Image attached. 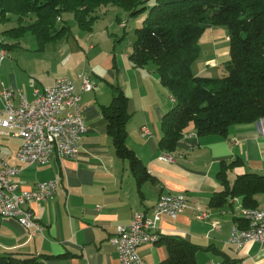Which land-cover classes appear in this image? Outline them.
<instances>
[{
    "label": "crops",
    "instance_id": "obj_1",
    "mask_svg": "<svg viewBox=\"0 0 264 264\" xmlns=\"http://www.w3.org/2000/svg\"><path fill=\"white\" fill-rule=\"evenodd\" d=\"M208 30L206 39L213 47V56L205 59L204 66L213 70L228 60L229 39L223 27L211 26L205 32ZM83 34H86L81 39L87 48L85 54L65 59V65L61 61L48 65V70H44L47 75L38 73L34 80L24 83L13 66L6 73L4 68L1 70L0 86L18 87L29 99L35 87L50 86L59 76H68L79 90L80 76L88 75L93 87L80 92L87 131L76 157L53 155L45 164L23 165L12 176L18 190L30 189L47 180H55L57 187L50 198L26 204L43 226L41 234L31 235L15 218L0 214V254L19 252L39 258L67 254L38 264H120L116 248L109 241L116 225L129 223L135 212L152 216L157 198L172 194L183 195L188 206L176 217L161 214L156 219L159 236L175 235L193 243L197 264L220 261L264 264V242L250 241L236 249L228 241L232 226L240 225L241 221L236 220V201H227L222 206L209 204L212 194L222 187L217 173L223 163L242 161L227 171L230 180L244 172L264 174V118L232 125L226 135H198L189 123L176 148L169 152L173 159L163 160L160 157L166 151L159 147L160 121L175 100L160 83L155 65L134 67L128 57L131 50L115 49L109 41L111 45H106L103 52V47L91 40L93 34ZM219 41L224 42L219 44ZM204 71L200 68L197 73ZM112 85L121 87L128 97L126 144L146 166L149 175L140 183L127 161L116 155L107 131L101 106L111 102ZM142 126L149 133L142 135ZM20 143L16 131L0 126V159L11 165L19 164L16 151ZM257 199V207H264V195H257ZM200 212H205L206 217L198 218ZM138 252L149 264L168 256L166 245L157 242L140 246Z\"/></svg>",
    "mask_w": 264,
    "mask_h": 264
},
{
    "label": "trees",
    "instance_id": "obj_2",
    "mask_svg": "<svg viewBox=\"0 0 264 264\" xmlns=\"http://www.w3.org/2000/svg\"><path fill=\"white\" fill-rule=\"evenodd\" d=\"M107 0H0V23L12 16L15 26L3 33L20 38L34 36L41 47L66 32L61 18L73 12L79 26L90 28L91 13ZM126 7L131 15L146 11L128 55L134 67L155 65L160 83L175 100L160 121L159 147L172 152L192 123L198 135H226L232 125L264 118V0H113ZM211 26H224L228 32L227 73L220 77L195 74L192 64L200 53L199 38ZM7 47L0 43V47ZM114 94L102 105L107 131L116 155L125 159L138 183L148 178L146 166L126 144L129 118L128 97L112 85ZM237 159L223 163L218 171L221 189L210 197L209 204L222 206L238 198L246 207H257V195H264V174L244 172L232 180L228 170L241 163ZM240 226L245 221L236 217ZM166 245L168 256L155 264H197L196 246L175 235H160L156 241ZM66 253L25 255L19 252L0 254V264H38L42 260L66 256Z\"/></svg>",
    "mask_w": 264,
    "mask_h": 264
},
{
    "label": "built area",
    "instance_id": "obj_3",
    "mask_svg": "<svg viewBox=\"0 0 264 264\" xmlns=\"http://www.w3.org/2000/svg\"><path fill=\"white\" fill-rule=\"evenodd\" d=\"M5 52H0V59ZM92 87L88 75L80 76L79 90L68 76H59L50 86L35 87L33 97L29 99L18 87L0 86V126L16 131L21 138L16 151L19 164L11 165L0 159V214L15 218L29 229L31 235L41 234L43 226L26 204L31 200L50 198L56 191L57 183L55 180H47L36 183L30 189L18 190L12 176L23 165L45 164L53 155L58 158L76 157L81 138L87 131L80 92L89 91ZM141 132L142 135L149 133L146 126L141 127ZM160 158L171 161L173 155L165 152ZM230 201H236V217L245 221V226L234 224L228 241L236 249L250 241L264 242V207L243 206L238 198ZM187 206V199L183 195L161 194L151 209L152 216L135 212L129 223L116 225L109 241L116 248L119 263L149 264L141 257L138 248L157 241L159 234L156 219L161 214L176 217ZM206 215L200 212L198 218ZM215 264L241 263L220 261Z\"/></svg>",
    "mask_w": 264,
    "mask_h": 264
},
{
    "label": "rangeland",
    "instance_id": "obj_4",
    "mask_svg": "<svg viewBox=\"0 0 264 264\" xmlns=\"http://www.w3.org/2000/svg\"><path fill=\"white\" fill-rule=\"evenodd\" d=\"M146 15V11L131 15L126 7L113 0H107L96 7L91 13V17L93 18L90 22V28L83 29L79 26L73 12L65 11L61 13V17L67 25L66 32L55 40L44 43L41 47L30 33H26L17 39L5 36L3 31L16 24L15 18L12 16L7 22L0 23V43L9 45L4 48L3 46L0 47V51H6L5 56L3 55L0 61V75L2 74V68H4V73H6L7 69L13 66L18 77L22 82L26 83L38 77V73L45 74L44 70H48V65L54 66L57 62L60 63V61L65 65V59H75L77 55L83 56L86 51L85 49H87L86 45L83 46L81 40L86 35L83 32L93 34L91 40L98 42L99 47H103V52H105L104 47L106 45L107 47L111 45L109 41L114 43L115 49L131 50L135 39V28L141 25ZM59 19L61 18H57V21ZM217 27L226 29L224 26ZM208 33L209 30L207 33L204 31L199 38L201 51L198 58L192 64V70L194 73H197L200 68H203L205 71L202 74L220 77L227 73L225 63L213 70H209L204 66L205 59L213 56V47L208 44V39H206ZM222 42L224 41H219L218 43L221 44ZM73 47L77 50L73 51ZM197 74L202 75L201 73ZM0 78L3 77L0 76Z\"/></svg>",
    "mask_w": 264,
    "mask_h": 264
}]
</instances>
